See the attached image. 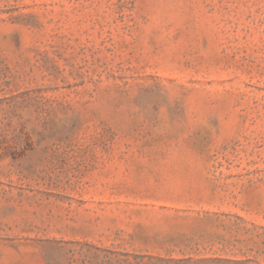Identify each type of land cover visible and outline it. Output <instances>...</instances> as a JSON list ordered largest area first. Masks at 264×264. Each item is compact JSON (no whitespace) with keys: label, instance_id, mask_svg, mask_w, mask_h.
I'll list each match as a JSON object with an SVG mask.
<instances>
[{"label":"rangeland","instance_id":"obj_1","mask_svg":"<svg viewBox=\"0 0 264 264\" xmlns=\"http://www.w3.org/2000/svg\"><path fill=\"white\" fill-rule=\"evenodd\" d=\"M0 264H264V0H0Z\"/></svg>","mask_w":264,"mask_h":264}]
</instances>
